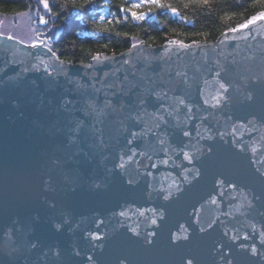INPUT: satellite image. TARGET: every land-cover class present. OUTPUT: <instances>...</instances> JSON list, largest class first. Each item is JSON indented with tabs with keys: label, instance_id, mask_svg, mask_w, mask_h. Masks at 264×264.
<instances>
[{
	"label": "water",
	"instance_id": "1",
	"mask_svg": "<svg viewBox=\"0 0 264 264\" xmlns=\"http://www.w3.org/2000/svg\"><path fill=\"white\" fill-rule=\"evenodd\" d=\"M248 25L247 29L225 33L214 43H193L187 47H181L182 43L157 47L140 43L132 47L131 53L124 52V55H97L89 63L71 62L62 65L70 69L68 77L57 75L52 80L43 77V68L49 63L59 64L58 57H51L44 46L32 51L31 45L26 46L0 35V240L4 233L11 230L14 232L13 240L8 242V255L0 253V264H86L89 254L95 257L98 264H118L122 258L127 260V264H182L185 255L193 256L196 264H216L220 254L214 253V248L218 242L225 249L231 247L229 258L234 260V264H261L240 253L239 248L241 244L248 246L255 243L259 246L258 233L262 230L261 221L264 220L260 217V213L264 212V179L255 174L247 159L217 146V158L206 177L169 206L166 223L156 237L155 245L146 248L141 241L130 238L131 233L128 235L124 229L119 228L116 221L97 230L91 218L99 214L107 224L114 211L119 212L122 208L130 210L129 216L132 219L127 223L133 227L139 223V231L143 235L145 228L151 231L155 227L150 226L152 212L163 203L162 196L165 193H161L159 200L155 196L149 200L145 197L143 182L139 188L130 191L119 180L112 181L111 178L106 191H89L87 184L107 175L105 165L110 168L115 159V143L100 152L85 135L73 148L65 145L63 138L55 132L69 118L61 109L60 101L75 93V85L70 81L81 80L95 84L97 81L91 79L102 80L105 73H111L113 76L109 78L110 83L127 78L125 92L134 99L139 93L130 85H140L143 90L145 86L155 84L161 75L159 68L137 67L136 63L147 58L158 65H176L191 62L193 58L201 59L205 53L211 59H231L233 56L241 58L258 53L264 49V19ZM9 59H14L18 66L7 64ZM129 59L133 66L124 64ZM33 64L40 65L38 72L32 71L25 77L16 78L21 67H31ZM253 70H261L258 63L253 65ZM97 87L100 85L97 84ZM236 115H255L264 120V92L257 90L256 102L238 108ZM245 140H248L247 136ZM119 143H123L122 138ZM255 146L258 150L264 148V144ZM249 155L252 153L249 152ZM53 159L61 162L58 169L52 167ZM174 160V164L170 162L168 166L158 165V169H150L157 188L161 185L167 188L173 181L182 183V168L179 165H191L183 161L182 157H174ZM217 170L225 172L230 178L239 179L256 197H261L255 201L253 216L249 219H228L222 216L223 223H218L216 230L201 237L197 229L191 243L176 248L169 246L170 230L179 234L183 228L191 234V221L195 219V212L200 210L201 203L217 196L212 184ZM66 173L78 177V187L64 182L62 176ZM48 175L55 180L53 192H46L43 187V178ZM183 186L189 188L188 185ZM223 200L221 207L227 211L228 198L224 197ZM51 201H55V209L48 207ZM193 203L195 209L191 207ZM140 211L144 212V217L138 215ZM63 212L70 214L72 222L63 232L56 233L50 221L58 220ZM209 214L219 215V212H205V215ZM252 224L255 225L256 235L248 227ZM232 229H239L249 239H240L232 246V242L223 235L225 231L232 235ZM93 231L101 235L104 231L110 233L102 242V249L93 248L95 242L90 235ZM32 240L39 241V247L35 250H29L28 247ZM53 247L60 250L58 258L50 251ZM74 249L81 252L79 257L74 254Z\"/></svg>",
	"mask_w": 264,
	"mask_h": 264
},
{
	"label": "snow or ice",
	"instance_id": "2",
	"mask_svg": "<svg viewBox=\"0 0 264 264\" xmlns=\"http://www.w3.org/2000/svg\"><path fill=\"white\" fill-rule=\"evenodd\" d=\"M150 5H157L160 0H142ZM198 3H207L208 0H196ZM85 4L92 7L97 5L93 0H84ZM45 13L53 12L55 0H39ZM106 2L102 7L107 8ZM187 6V5H186ZM139 5H133L138 8ZM131 11V10H130ZM173 14L176 9H172ZM137 19H143V15L131 12ZM257 17H253L252 23ZM264 19V16L259 17ZM40 23H46L44 17H39ZM111 23V22H109ZM247 23L242 24V29H247ZM233 32L237 29L233 28ZM123 35H127L126 33ZM7 39L12 40L9 36ZM135 39V37H132ZM44 44H32V48L43 47ZM135 47V45L133 46ZM181 47L187 45L181 44ZM132 47L125 51L132 52ZM51 57H57V53L51 48L48 49ZM81 51H84L81 49ZM124 55V53H120ZM259 55V61H257ZM7 64L18 66L14 59L6 61ZM43 63V61H41ZM71 61L59 60V64L49 63L43 68V77L49 80L57 75L69 76L70 69L62 67L70 64ZM259 64L260 71L253 70V65ZM124 64L133 66V62L125 60ZM136 66L148 68H159L161 75L155 84H149L141 90L140 85H130L139 94L134 99L125 92L124 81L109 82L113 75L105 73L103 79L93 78L97 83H85L81 80L70 81L75 85L73 95L62 98L60 107L69 118L59 128L55 129L57 135L63 138V143L75 148L82 137L87 135L95 149L103 152L110 145L115 143V159L111 167L105 165L107 175L104 178H97L86 185L91 192H104L109 188V178L112 181L119 180L128 190L139 188L143 182L145 185V197L151 200L154 196L158 200L161 193L163 203L152 212L150 226H155L149 231L145 228L143 235L139 231L140 224L133 227L127 221L132 219L129 216L130 210L121 209L113 212L110 219L105 222V218L99 214L93 216L92 222L96 229L106 226L112 221H116L119 228L126 231L130 238L141 241L144 247H152L156 243V237L164 227L167 219L169 206L181 197L185 196L191 189L206 177L210 171V166L217 158V146L226 149L229 153L247 159L253 166L255 174L264 179V148L257 149L256 144H264V120L255 115L239 117L236 110L240 107L252 105L256 102L257 90L264 92V49L258 53L254 52L247 56L231 59L208 58L207 53L201 59L176 65H158L147 58L136 63ZM40 65L33 64L20 68L16 78L27 76L29 72L39 71ZM143 79V77L141 78ZM97 84L100 87H97ZM101 94L103 100L101 101ZM75 113V116H73ZM195 132V135H193ZM245 136L248 140H245ZM230 137V139H229ZM123 143H119L120 139ZM249 152L252 155H249ZM175 158L182 157L191 167L179 165L182 168V183L173 181L164 188L162 185L157 188L153 172L150 169H158V165L168 166L175 163ZM52 167L58 169L61 162L58 159L51 161ZM62 179L65 183L79 186L78 177L72 174H64ZM213 192H217L216 197H210L206 203H201L200 210L195 212V219L191 221L193 232L190 234L186 229L181 228L179 234L170 230L168 236L169 246L176 248L181 244H189L195 235L201 237L210 231L216 230L218 223H223L221 217L234 219L252 217V210L256 207L255 201L261 199L250 192L247 186L239 179L230 178L225 172L217 170L212 179ZM55 180L48 175L43 178V187L46 192H53ZM183 185H188L185 188ZM75 190V189H74ZM228 198V210L222 209L223 198ZM212 206H215L213 208ZM51 209L56 208L55 201L48 204ZM195 209V203L191 205ZM219 212V215H205ZM140 217H144V212H138ZM264 218V212L260 213ZM191 219V218H190ZM72 217L67 212H63L60 218L50 221L52 230L56 233L64 231L70 225ZM262 230L259 235V246L257 244L239 245L240 253L246 254L252 260H258L264 264V220L261 221ZM79 228V225H76ZM253 235H256L255 225H248ZM115 229H113V232ZM223 233L234 246L236 241L243 239L247 241L249 236L241 234L239 229H232ZM91 240L95 242L93 248L102 249L110 233L104 231L99 234L97 231L90 233ZM14 232H6L0 240V253L8 255V242L13 240ZM29 250L39 247V241L32 240L28 244ZM52 255L60 256V250L56 247L50 249ZM214 253L220 254L216 264H234L231 256V247L224 248V245L217 243ZM222 253V254H221ZM74 254L79 257L81 252L74 249ZM86 264H98V261L91 254L86 257ZM118 264H127L126 259H120ZM182 264H196L195 258L185 255Z\"/></svg>",
	"mask_w": 264,
	"mask_h": 264
},
{
	"label": "trees",
	"instance_id": "3",
	"mask_svg": "<svg viewBox=\"0 0 264 264\" xmlns=\"http://www.w3.org/2000/svg\"><path fill=\"white\" fill-rule=\"evenodd\" d=\"M93 2L96 7L84 0H55L52 11L58 15L53 16L45 13L39 0H0V15H48L53 21L50 48L60 60L77 64L89 63L97 55H119L140 43L153 47L214 43L233 28L240 29L252 23L253 17L264 15V0H160L157 5L142 0ZM106 2L109 6L102 7ZM132 11L143 19L134 18Z\"/></svg>",
	"mask_w": 264,
	"mask_h": 264
},
{
	"label": "rangeland",
	"instance_id": "4",
	"mask_svg": "<svg viewBox=\"0 0 264 264\" xmlns=\"http://www.w3.org/2000/svg\"><path fill=\"white\" fill-rule=\"evenodd\" d=\"M41 16L44 17L46 23L39 22V17ZM52 24L53 21L48 15L44 16L32 13L15 17L0 15V35L11 36L13 39L22 41L25 45L43 43L44 47L49 49L51 44L50 32L53 29Z\"/></svg>",
	"mask_w": 264,
	"mask_h": 264
},
{
	"label": "bare ground",
	"instance_id": "5",
	"mask_svg": "<svg viewBox=\"0 0 264 264\" xmlns=\"http://www.w3.org/2000/svg\"><path fill=\"white\" fill-rule=\"evenodd\" d=\"M4 37H6V36H4ZM14 40H16V39H14ZM16 41L23 43V42H22V41H20V40H16ZM23 44H25V43H23ZM38 49H40V48H38ZM34 50H36V48H33V50H32V51H34Z\"/></svg>",
	"mask_w": 264,
	"mask_h": 264
}]
</instances>
